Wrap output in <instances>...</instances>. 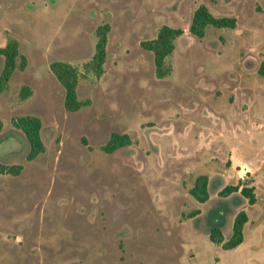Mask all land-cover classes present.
<instances>
[{"label": "rangeland", "instance_id": "1", "mask_svg": "<svg viewBox=\"0 0 264 264\" xmlns=\"http://www.w3.org/2000/svg\"><path fill=\"white\" fill-rule=\"evenodd\" d=\"M201 3L237 26L192 35ZM105 23V71L81 76L90 103L68 111L50 63L84 72ZM163 25L184 33L160 78L141 41ZM8 37L27 65L0 93V163L23 165L0 173V264H264V0H0V46ZM23 115L42 121L46 150L32 161L13 123ZM114 131L132 143L107 153ZM200 174L206 202L189 191ZM229 184L254 186L257 201L220 195ZM242 209L244 242H212L211 227L228 239Z\"/></svg>", "mask_w": 264, "mask_h": 264}, {"label": "trees", "instance_id": "2", "mask_svg": "<svg viewBox=\"0 0 264 264\" xmlns=\"http://www.w3.org/2000/svg\"><path fill=\"white\" fill-rule=\"evenodd\" d=\"M210 26L235 28L237 26V18L235 16H217L211 12L205 3H201L193 13L189 31L192 35L203 38L206 36L207 29ZM109 31L110 25L108 23L97 27L95 51L91 59L84 63V72L68 61L54 60L50 63L51 71L65 89L64 106L68 111H78L90 103L89 99H79L77 87L82 75L93 73L96 77H100L104 73ZM183 33L184 30L182 28L163 25L154 38L141 41V46L152 51L154 54L158 77L163 78L170 73L171 68L166 64V59L175 49V40ZM0 56L4 58V64L0 73V93H2L8 89L10 79L15 70L18 67L21 70L25 69L27 57L20 52L19 41L12 37H8L5 45L0 46ZM18 59L20 60L19 62ZM258 72L264 76V61H262ZM30 94L31 88L27 85L22 86L21 96L25 99ZM13 123L25 133L29 142V151L26 155L28 161L34 160L39 154L45 152L46 147L41 137L42 121L39 117L35 115L17 116L13 119ZM3 125L4 123L0 119V131ZM131 143L132 138L128 133L114 131L111 133L108 141L101 146V149L107 153H113ZM22 169V164L7 165L0 163V173L18 175ZM189 191L197 201L206 202L210 198L208 175H198ZM235 191H240L247 197L250 204H254L257 201L254 186L242 184H229L220 191V195L227 196ZM199 212L200 210H196L190 216H195ZM248 219L247 211L244 209L240 210L234 217L231 236L226 239L221 226L217 224L213 225L210 229V240L221 245L223 249H232L239 246L245 240L244 227Z\"/></svg>", "mask_w": 264, "mask_h": 264}]
</instances>
